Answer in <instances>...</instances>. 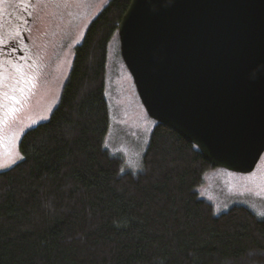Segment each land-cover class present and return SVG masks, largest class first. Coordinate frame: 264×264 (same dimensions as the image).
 <instances>
[{
	"label": "trees",
	"instance_id": "1",
	"mask_svg": "<svg viewBox=\"0 0 264 264\" xmlns=\"http://www.w3.org/2000/svg\"><path fill=\"white\" fill-rule=\"evenodd\" d=\"M130 2L91 21L49 119L0 172V264H264V218L215 214L194 145L156 123L137 172L104 148L107 49Z\"/></svg>",
	"mask_w": 264,
	"mask_h": 264
},
{
	"label": "water",
	"instance_id": "2",
	"mask_svg": "<svg viewBox=\"0 0 264 264\" xmlns=\"http://www.w3.org/2000/svg\"><path fill=\"white\" fill-rule=\"evenodd\" d=\"M120 55L147 115L213 168L264 153V0H131Z\"/></svg>",
	"mask_w": 264,
	"mask_h": 264
},
{
	"label": "rangeland",
	"instance_id": "3",
	"mask_svg": "<svg viewBox=\"0 0 264 264\" xmlns=\"http://www.w3.org/2000/svg\"><path fill=\"white\" fill-rule=\"evenodd\" d=\"M109 1L0 0V22L8 18L9 31H13L0 32V44L2 40L12 42L8 50H0V121H4L0 123V172L21 160L18 144L22 135L49 119L76 46ZM27 18L31 21L24 29L26 42L16 28L23 27ZM104 94L110 120L104 148L121 158L124 172H137L156 122L147 115L122 61L117 33L108 44ZM197 192L212 204L216 215L242 206L261 218L257 214L264 211V153L249 174L212 168L203 175Z\"/></svg>",
	"mask_w": 264,
	"mask_h": 264
},
{
	"label": "flooded vegetation",
	"instance_id": "4",
	"mask_svg": "<svg viewBox=\"0 0 264 264\" xmlns=\"http://www.w3.org/2000/svg\"><path fill=\"white\" fill-rule=\"evenodd\" d=\"M30 21H31V19L27 18V23L23 27L22 26H18L16 28L18 36L21 37L23 39V41H26V42H27V37H26V34L24 33V29H25V27L29 26L28 23H30ZM9 24H11V22L8 20V18H5L4 21H1L0 22V32H1V30L3 32L4 31L8 32L9 31V27H8ZM12 32L13 31H9V34H12ZM1 42L2 43L0 44V50H8V44L12 43V42H9L8 44H6L7 42L5 40H2ZM3 117H6V114H4ZM0 118H2L1 115H0Z\"/></svg>",
	"mask_w": 264,
	"mask_h": 264
},
{
	"label": "snow or ice",
	"instance_id": "5",
	"mask_svg": "<svg viewBox=\"0 0 264 264\" xmlns=\"http://www.w3.org/2000/svg\"><path fill=\"white\" fill-rule=\"evenodd\" d=\"M7 94H5V96H6ZM9 98H11V97H9ZM21 101H17V103H20ZM0 107H3V105L2 104H0ZM11 111H16V109H12ZM46 118V117H45ZM4 121H0V123H3ZM33 123L35 124V121H33ZM20 159H23V157H20ZM259 217H261V218H264V211H260L258 214H257Z\"/></svg>",
	"mask_w": 264,
	"mask_h": 264
}]
</instances>
